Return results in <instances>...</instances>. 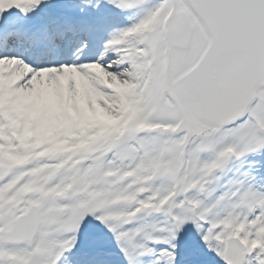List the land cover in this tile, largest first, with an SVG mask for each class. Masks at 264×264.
<instances>
[{"label":"snow or ice","instance_id":"1","mask_svg":"<svg viewBox=\"0 0 264 264\" xmlns=\"http://www.w3.org/2000/svg\"><path fill=\"white\" fill-rule=\"evenodd\" d=\"M0 264H264V0H0Z\"/></svg>","mask_w":264,"mask_h":264}]
</instances>
